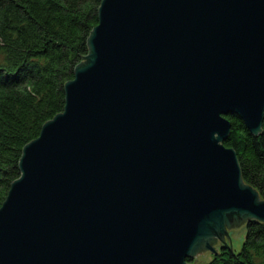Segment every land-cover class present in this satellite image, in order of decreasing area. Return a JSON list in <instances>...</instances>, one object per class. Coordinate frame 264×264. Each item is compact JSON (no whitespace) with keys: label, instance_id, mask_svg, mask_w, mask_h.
<instances>
[{"label":"water","instance_id":"obj_1","mask_svg":"<svg viewBox=\"0 0 264 264\" xmlns=\"http://www.w3.org/2000/svg\"><path fill=\"white\" fill-rule=\"evenodd\" d=\"M87 46L63 111L22 149L0 264H203L218 245L233 251L246 221L264 222L223 145L228 115L261 132L264 0H101Z\"/></svg>","mask_w":264,"mask_h":264},{"label":"trees","instance_id":"obj_2","mask_svg":"<svg viewBox=\"0 0 264 264\" xmlns=\"http://www.w3.org/2000/svg\"><path fill=\"white\" fill-rule=\"evenodd\" d=\"M100 2L0 0V206L20 176L23 147L63 111L64 85L88 53ZM226 118L223 145L234 149L243 182L264 200V118L258 135L237 115ZM203 264H264V222L246 221L239 252L223 246Z\"/></svg>","mask_w":264,"mask_h":264},{"label":"rangeland","instance_id":"obj_3","mask_svg":"<svg viewBox=\"0 0 264 264\" xmlns=\"http://www.w3.org/2000/svg\"><path fill=\"white\" fill-rule=\"evenodd\" d=\"M239 237L238 236H235L234 239L233 238H230V243H231V246L233 248V251L234 252H239L240 248H241V245H242V242H243V239H244V236H245V230L242 231V232H239L238 233ZM224 244V243H222ZM222 245H218L216 248L217 250L220 249ZM208 255L210 256L209 257V260H211L212 258V253H208ZM193 260L195 259V257L192 258Z\"/></svg>","mask_w":264,"mask_h":264}]
</instances>
